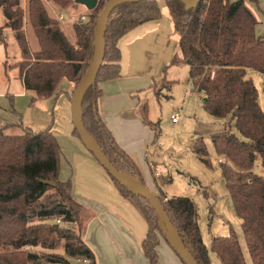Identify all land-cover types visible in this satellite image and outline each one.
Wrapping results in <instances>:
<instances>
[{"label": "trees", "instance_id": "obj_1", "mask_svg": "<svg viewBox=\"0 0 264 264\" xmlns=\"http://www.w3.org/2000/svg\"><path fill=\"white\" fill-rule=\"evenodd\" d=\"M48 1L62 9L74 3ZM107 1L98 0L97 6L88 10L86 23L73 24L71 41L42 0H26L25 9L21 0H0L5 17L0 26V43L5 44L4 31L11 30L21 54L19 61L5 64V68H18L24 87L33 90L38 98L54 94L63 78L73 82L75 89L92 59L95 23ZM162 1L179 35L178 50L170 65L186 62L194 88L204 91L203 109L213 117L229 116L223 131L211 135V141L216 154L231 164H221V172L241 220L251 262L264 264V173L250 172L257 161L264 168V36L255 35L257 20L244 0H199L194 6H188L186 0ZM159 16L158 0H129L112 9L105 31L103 60L80 100L81 121L103 153L119 171L144 185L137 164L120 148L100 118L96 102L102 94L98 83L120 76L119 38ZM25 21L35 35L37 51L29 46ZM248 68L263 75V106L258 103L253 81L246 77ZM172 83L163 79L161 89L169 90ZM161 89L155 91L157 97ZM6 130L0 127V264H37L38 254L25 251L26 247L60 248L68 257L87 258L93 264V251L72 226L78 222L80 205L71 196L70 179H59L61 149L56 138L46 130ZM192 149L207 167L211 166L201 136L193 140ZM110 178L144 218L147 231L140 243L141 250L149 264H158L159 226L155 211L143 197ZM41 179L53 181L54 185ZM155 194L197 263L212 264L193 200L186 196L167 198L160 190ZM210 250L221 264H246L231 228L227 236L211 238ZM60 260L66 263L62 256H49L46 263Z\"/></svg>", "mask_w": 264, "mask_h": 264}, {"label": "crops", "instance_id": "obj_2", "mask_svg": "<svg viewBox=\"0 0 264 264\" xmlns=\"http://www.w3.org/2000/svg\"><path fill=\"white\" fill-rule=\"evenodd\" d=\"M42 1L46 3L52 16L51 9L63 14L64 21L60 25L65 28L68 38L74 41L73 24L86 23L85 20L77 21L80 16L87 17L85 13L79 6L71 5L69 9H62L48 0ZM244 1L257 23L262 21L264 0ZM158 3L159 18L144 22L119 38L117 45L121 53L120 76L98 83L102 94L96 104L100 118L117 144L140 168L145 186L153 193L160 190L170 198L173 197L172 193L164 190H167L166 186L168 180L171 182V176L163 175L166 167L159 158L149 156V152L158 146L159 139L156 127L158 122H151L148 107L151 101L157 98L155 91L161 89L162 80L166 79L171 59L178 50L179 35L174 31L166 4L163 1ZM21 6L23 9L26 8V0H21ZM77 13L80 15L77 16ZM4 22L5 17L0 10V26ZM257 23L255 35L260 36L256 31ZM24 31L27 34L26 21ZM4 34L6 46V38L8 34L13 36V32L5 30ZM31 50L37 51L38 46ZM17 61L13 63H8L7 60L0 61V127L14 133L22 130L32 132L46 130L54 135L61 149L59 179L62 181L70 179L71 196L80 205L78 222L72 226L76 227L81 239L93 251V264H149L140 246L147 231L144 218L119 192L108 173L75 133L70 109L73 82L63 78L54 94L38 98L33 90L24 87L18 68L11 66L5 68V64L9 66ZM8 70H12L13 73L10 75ZM186 85L193 89L189 91L186 89L185 94L196 92L202 104V96L194 88L190 76ZM160 96L170 95L164 94L161 89ZM179 112L181 116V111ZM178 122L179 119L176 123ZM198 136L197 134L195 138ZM216 162L221 167L225 160L217 155ZM149 163L155 165L157 174L149 167ZM262 171L261 174L264 173V168ZM250 172H253V169ZM164 178H167L168 182ZM158 237L159 242L156 245L158 264H183L163 235L159 233ZM65 257L67 260L68 256ZM70 259L75 261V258ZM77 263L91 264V261Z\"/></svg>", "mask_w": 264, "mask_h": 264}, {"label": "rangeland", "instance_id": "obj_3", "mask_svg": "<svg viewBox=\"0 0 264 264\" xmlns=\"http://www.w3.org/2000/svg\"><path fill=\"white\" fill-rule=\"evenodd\" d=\"M72 5L79 6V9L85 13L84 15H87L88 10L83 5L75 2ZM50 15L52 14L50 13ZM79 15L80 13H77V16ZM77 21H80V19H77ZM85 21H88V17H85ZM69 26L71 34L72 25ZM256 31L260 36L264 35V19L258 21ZM26 33L30 48H37V40L28 24ZM2 36L5 37V34ZM6 40V46L0 43V61L7 60L8 63H13L21 59L20 50L14 37L8 34ZM8 73L11 75L13 71L8 70ZM246 77L251 78L253 81L258 93V103L263 106V75L254 69L248 68ZM165 78L173 80L169 91L163 88V93L170 96H159V98L157 97L151 101L148 107L149 119L153 123L158 122L156 127L157 139H159L158 146L149 152V156L159 158L166 167V172L163 175H170L172 179L171 182L170 180L168 182L167 178H164L168 182V186H166L167 190H164V188L163 190L172 193V196L190 197L195 203L202 240L209 250L208 254L212 264L221 263L215 253L210 250L211 238L213 236H227L230 233V228L233 229L238 238L245 263L252 264L242 233L241 220L232 206L221 167L216 162L217 154L211 141V135L223 131L225 124L229 121V116L215 118L203 109L202 104L199 102V95L196 92L185 94L186 89L188 91L193 89L188 88L186 85L189 78V69L186 62L180 61L178 64L171 65ZM174 111H181L178 123H173L170 120V114ZM231 127L236 132L232 123ZM197 134L203 139L208 154L207 157L212 164L211 167H207L193 152L192 142ZM222 158L225 160L224 164L231 165L227 158L224 156ZM232 167L234 166L232 165ZM262 170V165L257 161L253 167V172L261 175ZM149 175L151 176V173ZM60 224L63 225V223ZM25 251L38 254L39 261H37V264H47L46 259L49 256L52 258L62 256L66 260V255L60 248L47 250L41 247H26ZM68 259L69 261H67ZM68 259L66 263L60 260L59 263L54 264H80L70 259V257Z\"/></svg>", "mask_w": 264, "mask_h": 264}, {"label": "water", "instance_id": "obj_4", "mask_svg": "<svg viewBox=\"0 0 264 264\" xmlns=\"http://www.w3.org/2000/svg\"><path fill=\"white\" fill-rule=\"evenodd\" d=\"M129 0H108L103 8L101 9L94 27V52L92 59L85 73L80 78L77 83L70 100L71 109V119L75 132L77 133L79 139L88 149V151L93 155L96 161L104 168V170L111 176L116 182L121 186H124L130 193L141 196L148 201L152 209L157 215V222L159 226V233H161L172 248V250L177 254L183 264H198L194 259L192 254L183 244L180 236L176 232L173 225L170 223L169 218L164 211L162 203L158 199L155 193L149 190L140 181L134 180L130 176L119 171L103 153L99 145L96 143L91 134L86 130L82 121L80 114V100L83 92L88 87V85L95 79L97 72L100 68L101 62L103 60L104 54V43H105V31L107 26V21L112 9L119 3ZM162 1V0H158ZM188 6L196 5L199 0H186ZM75 3L83 5L87 10L94 9L98 0H74ZM41 182L45 184L54 185L53 181L41 179Z\"/></svg>", "mask_w": 264, "mask_h": 264}, {"label": "built area", "instance_id": "obj_5", "mask_svg": "<svg viewBox=\"0 0 264 264\" xmlns=\"http://www.w3.org/2000/svg\"><path fill=\"white\" fill-rule=\"evenodd\" d=\"M51 11H52L53 15L55 16V18H56L60 23H63V21H64V16H63V14L60 13V12H57V11H55V10H53V9H51ZM79 19H80V21H84V20H85V16H80ZM197 92H198L201 96L204 95V91H203V90H201V91H197ZM179 115H180V112H179V111H174V112H172V113L170 114V119H171V121H172L173 123H175V122L178 120ZM149 167H150L151 169H154V171H155L156 174H157V170H156V167H155L154 164L149 163ZM56 222H57V223H60L59 220H56ZM75 261H76V262H89V259H87V258H75Z\"/></svg>", "mask_w": 264, "mask_h": 264}]
</instances>
